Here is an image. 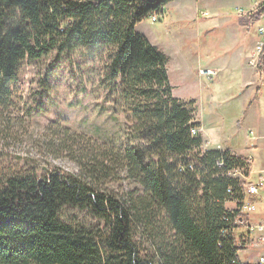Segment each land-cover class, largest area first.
<instances>
[{
  "label": "trees",
  "instance_id": "16d2710c",
  "mask_svg": "<svg viewBox=\"0 0 264 264\" xmlns=\"http://www.w3.org/2000/svg\"><path fill=\"white\" fill-rule=\"evenodd\" d=\"M174 1L0 0V116L24 62L80 52L104 61L91 74L120 92L132 133L130 146H117L50 126L47 147L80 173L0 182V264H248L233 233L237 214L225 208L242 197L227 177L235 162L203 151L202 135H192L200 125L173 96L167 58L136 32ZM260 14L246 17L252 27ZM121 177L133 185L122 195L107 187ZM65 209L104 222L105 232L64 221ZM139 231L150 260L140 257Z\"/></svg>",
  "mask_w": 264,
  "mask_h": 264
},
{
  "label": "rangeland",
  "instance_id": "374dc122",
  "mask_svg": "<svg viewBox=\"0 0 264 264\" xmlns=\"http://www.w3.org/2000/svg\"><path fill=\"white\" fill-rule=\"evenodd\" d=\"M257 1L175 0L157 23L149 18L136 27V32L167 58L174 97L180 101L193 99L182 102L192 112L194 123L200 125L197 129L203 137V151L218 152L223 148L245 158L253 156L254 171L264 169V91L255 104L253 97L242 95L244 73L238 50L225 44H231L229 34H241L244 44L254 40L264 22L250 25L246 29L248 35L233 25L243 23L239 11L250 12L253 7L249 3L255 6ZM243 24L248 27L247 21ZM247 47L249 54L253 46ZM103 64L104 61L88 59L80 52L62 60L53 53L40 62L22 64L18 82L13 86V108L9 107L6 117L0 116V182L28 175L43 178L54 171L70 177L79 175L74 163L47 147L46 140L52 136L48 128L52 125L100 143L131 145L128 140L132 133L120 92L110 93L101 87L99 75L91 74ZM209 68L219 70L218 77L198 78L197 71ZM251 131L257 142L250 136ZM228 175L232 176L233 170ZM110 180L107 187L121 195L133 187L123 177ZM226 203L232 210L234 206ZM62 215L68 223L105 232L104 222L86 212L65 209ZM137 240L140 257L150 260L154 251L140 231ZM248 255L255 259L263 256L264 250L241 253L244 259Z\"/></svg>",
  "mask_w": 264,
  "mask_h": 264
},
{
  "label": "built area",
  "instance_id": "2783aa9c",
  "mask_svg": "<svg viewBox=\"0 0 264 264\" xmlns=\"http://www.w3.org/2000/svg\"><path fill=\"white\" fill-rule=\"evenodd\" d=\"M261 12L259 22H264V0H258L257 5L251 12L245 13L241 11V16L250 17ZM158 16H152L153 23L158 22ZM258 39L251 56L248 58L249 66L254 70L261 72L264 77V26H260L257 30ZM200 75L204 77H212L216 74L212 71H200ZM264 113V108H263ZM203 131V130H201ZM201 134L200 130L193 129L192 135L195 137ZM253 139H257L253 132H250ZM210 152V151H209ZM219 154L225 155L230 162H235L233 175L227 177L237 181V185L242 190L241 199L230 202L232 210L225 207L228 212L237 214L233 233L235 234L236 242L240 248H244L242 252L247 250H264V169L254 171V159L252 156L246 158L233 152L232 150L220 149ZM219 166L223 167V162L219 161ZM231 170V171H232ZM229 171L227 174H229ZM255 176V179L253 177ZM254 195L260 198V201H250L249 196ZM239 253V258L243 263L248 264H264V255L252 259L251 255L247 258H242Z\"/></svg>",
  "mask_w": 264,
  "mask_h": 264
},
{
  "label": "crops",
  "instance_id": "0c3cea01",
  "mask_svg": "<svg viewBox=\"0 0 264 264\" xmlns=\"http://www.w3.org/2000/svg\"><path fill=\"white\" fill-rule=\"evenodd\" d=\"M258 2V1H257ZM257 2L255 3V6L257 5ZM249 6L250 7H255V6H252L251 5V3H249ZM252 8V9H253ZM169 10V9H168ZM252 11V10H251ZM250 11V12H251ZM246 13V12H245ZM248 13V12H247ZM238 16L240 17V19H241V21L240 22H243L244 23V21H247V25H248V27H244V25L245 24H243V23H241L239 26L238 25H233V26H235L237 29H242V30H244V34H246V29H249V26L251 25V23L249 22V20H248V18H246L245 16H241V15H239V13H238ZM227 19H229V18H227ZM255 36H254V40H252L251 41V43H246V44H244V43H242L241 42V37H242V35L241 34H229V36L227 37L228 38V41H229V43H231V44H225V45H227L228 47H236L237 48V50H238V56L240 57V60H239V62H240V66H241V70H242V74H243V77H242V81H241V86H242V89H243V92H242V95L243 94H245V95H247L248 96V98H251V97H253L254 98V102H253V104H255L256 103V101L258 100V98L259 97H261L262 95L261 94H263V88H264V77L263 76H261L260 74H259V72L258 71H256V70H254L253 68H251V67H249L248 66V61H246V57H247V59H248V57H249V54L254 50V48H255V45H256V42H257V39H258V34H257V31L255 32ZM236 35V36H235ZM246 35H248V34H246ZM224 40H226V36L225 37H223V41ZM248 40V39H247ZM253 46V49L249 52V54H248V51H247V49H248V47L247 46ZM247 54H248V56H247ZM208 70H210V71H212L213 73H215L216 75V77H218V75H219V70H215V69H211V68H209V69H207L206 71H208ZM198 75V78L200 77V78H206V79H213V77H215V76H212V77H210V78H207V77H203L202 75H200V70L199 71H197L196 72ZM258 83H260L261 84V86H258L259 84ZM171 85V84H170ZM173 88V87H172ZM174 91V90H173ZM174 96V95H173ZM175 99H177L176 97H174ZM178 100H180V99H178ZM195 100V99H194ZM182 101H184V102H192L193 101V99H191V100H188V101H186V100H182ZM247 102V101H246ZM252 103V102H251ZM252 104V105H253ZM250 106V104H248V107ZM263 113V112H262ZM263 115H264V113H263ZM202 125V124H201ZM203 130V129H202ZM253 132V131H252ZM249 134H250V132H249ZM248 138H249V136H248ZM254 140H255V142H257L258 141V139L256 140L255 138H254ZM242 156V155H241ZM253 157V156H252ZM253 159H254V157H253ZM261 169V168H260Z\"/></svg>",
  "mask_w": 264,
  "mask_h": 264
},
{
  "label": "bare ground",
  "instance_id": "6f19581e",
  "mask_svg": "<svg viewBox=\"0 0 264 264\" xmlns=\"http://www.w3.org/2000/svg\"><path fill=\"white\" fill-rule=\"evenodd\" d=\"M241 11H239V13H240Z\"/></svg>",
  "mask_w": 264,
  "mask_h": 264
}]
</instances>
